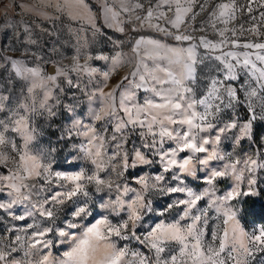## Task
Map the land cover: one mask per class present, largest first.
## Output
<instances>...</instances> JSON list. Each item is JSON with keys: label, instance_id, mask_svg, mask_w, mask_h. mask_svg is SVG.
<instances>
[{"label": "snow or ice", "instance_id": "snow-or-ice-1", "mask_svg": "<svg viewBox=\"0 0 264 264\" xmlns=\"http://www.w3.org/2000/svg\"><path fill=\"white\" fill-rule=\"evenodd\" d=\"M40 4L54 13L0 0L3 44L23 48L0 49V264H252L264 253V226L245 227L264 220V0H101V26L86 0ZM64 16L79 22L67 29L68 63L55 26ZM127 26L177 44L136 40L139 62L110 85L125 57L95 46L115 43L105 28ZM198 66L207 69L199 80ZM37 114L60 119L56 143L72 149L65 166L55 147L30 151ZM244 141L253 151L240 155ZM224 179L232 184L217 195ZM57 244L67 245L62 257L51 254Z\"/></svg>", "mask_w": 264, "mask_h": 264}, {"label": "rangeland", "instance_id": "rangeland-1", "mask_svg": "<svg viewBox=\"0 0 264 264\" xmlns=\"http://www.w3.org/2000/svg\"><path fill=\"white\" fill-rule=\"evenodd\" d=\"M5 2L11 3V0H5ZM18 3H23V4H28V5H35L37 7L42 8V10H45L49 14H53L54 10L52 8H47L44 9L43 5L40 4V0H17ZM214 3L221 2V0H213ZM86 3L89 5V7L92 10L93 15L97 17L96 23L97 26L103 25V17L102 14L98 11L100 8L101 0H86ZM193 11H198V8H194ZM0 14H2V10H0ZM12 15H16L19 17V15H22L20 8H16L15 12ZM24 19L32 22L35 21L36 23H40L41 21L38 20L35 16L32 15H26L24 16ZM207 19V12L202 13L201 15H198L195 20L191 21L192 22V27L198 29L203 21ZM243 21L246 23L247 26V20L246 17L242 18ZM9 21L11 22V17H9ZM63 22V23H62ZM242 22L241 20L236 21V23ZM45 27L51 28L53 25L49 21H44ZM57 28H61L62 32L60 35L61 43L65 45L64 48L61 49V51L64 52L65 56L67 59L65 60V63H68L70 61L71 56L74 54L75 51V38L67 31L68 27L70 26L71 28L75 29L79 26V22L77 21H70L66 16L62 17L61 20L56 21ZM218 26H222L219 25ZM107 33L108 36L112 38L115 43L112 42H106L105 44H97L95 47L96 49L99 48H104L106 51V54L108 55H115L116 52H120L124 55L125 61H124V66L120 69L117 70V72L112 76V79L110 80V85H114L117 83L120 79V76H122L124 73L128 72L131 70L132 66L134 64H137L139 62V58L135 57L133 53L131 52V46L135 43L136 40L140 39L143 37L145 40L148 39H154V40H160L163 43L169 44V45H176L177 42L171 40L168 37H165L162 33L155 32L151 29H140L138 31H132L131 26L126 27V34H121L119 32H115L112 29H104ZM205 33L196 31L195 35L200 36L204 35ZM207 35L209 36V39H216L215 35L209 30ZM88 38L91 39V33L90 31L88 32ZM3 34L0 33V49H3L7 55L11 56H19L21 51L23 50L21 43L17 41L15 44L12 43V38L10 37L8 40L7 45L3 44ZM26 43V42H25ZM186 47L187 45H183ZM47 47V45H46ZM13 48L19 49V51L12 50ZM88 51H93V49H87ZM199 52L203 54L204 50L201 48L199 49ZM98 63L103 64V61H99ZM145 63L148 66V69L151 70L154 67V61L150 59H146ZM207 69H203L201 66L197 67V73H198V80L201 79L203 72L206 71ZM202 83V80H201ZM199 91V89H197ZM244 115V113H242ZM32 128L35 130V138L31 141L30 143V151L33 153L37 154H44L48 153L52 147H55L57 151L53 153V156L55 160L57 161V167H62L65 166V157L68 155V153L72 150L70 144L66 146L64 143L57 144L56 139L57 135L60 134V129H62V125L60 122V119L57 118L56 122L53 123L51 119H49L47 116H40L36 115L34 119L32 120ZM17 143L19 145H23V139L20 137H17ZM229 149L231 148V145L228 146ZM237 153L240 155H243L245 152H251L253 151L252 147L248 144L247 141L242 142V145L236 149ZM81 167H88L86 161H81L80 162ZM232 184L231 179H224L223 181H220L217 183V195H220L221 193L225 192L228 190L229 186ZM92 188V186H89ZM196 187V186H194ZM206 185L200 184L196 190H202L205 188ZM263 197H264V193ZM161 203V205H165L166 201L164 199H160V197H156ZM96 197L93 195L92 197V202L95 203ZM170 202V201H168ZM204 202H201V206H203ZM96 211H102L99 208V204H96V208L94 209L93 215H95ZM179 209H174L170 213L166 214V217L171 219L175 216L178 215ZM106 214V213H105ZM111 218V217H110ZM91 217L89 218V220ZM252 219L249 218V221ZM30 222V221H27ZM17 224H23L26 223V221H15ZM151 223V221H150ZM147 226V225H146ZM264 226V223H261L259 221H256L255 224L253 223H247L245 224V227L249 230L252 229H258L259 227ZM214 227L213 222L210 221L209 223V229H208V235L205 237L206 240H210V235L211 231ZM4 232L0 230V237L4 236ZM11 238V237H9ZM126 241H119L118 242V247L125 245ZM129 248L132 250H136L139 248V246L135 243L132 242L129 244ZM67 250V245H59L57 244L51 251V254L53 257H62L63 252ZM16 255H20V253H17ZM41 253H34L32 256L33 260H38L40 259ZM264 258V253H259L256 255V259L252 262V264H260L261 259Z\"/></svg>", "mask_w": 264, "mask_h": 264}, {"label": "trees", "instance_id": "trees-1", "mask_svg": "<svg viewBox=\"0 0 264 264\" xmlns=\"http://www.w3.org/2000/svg\"><path fill=\"white\" fill-rule=\"evenodd\" d=\"M260 199H261V200H264L263 194H261ZM251 203H252V200L249 199V204H251ZM249 218L253 219L252 217H249ZM256 221H259V222H261V223H264V220H261L258 216L256 217Z\"/></svg>", "mask_w": 264, "mask_h": 264}, {"label": "built area", "instance_id": "built-area-1", "mask_svg": "<svg viewBox=\"0 0 264 264\" xmlns=\"http://www.w3.org/2000/svg\"><path fill=\"white\" fill-rule=\"evenodd\" d=\"M186 23H188V21L186 20ZM191 23V26H192V22H190Z\"/></svg>", "mask_w": 264, "mask_h": 264}]
</instances>
